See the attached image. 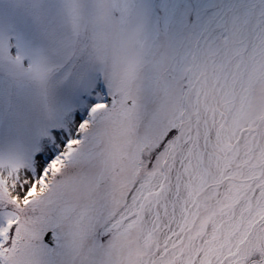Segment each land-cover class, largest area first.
<instances>
[{
	"label": "snow or ice",
	"instance_id": "obj_1",
	"mask_svg": "<svg viewBox=\"0 0 264 264\" xmlns=\"http://www.w3.org/2000/svg\"><path fill=\"white\" fill-rule=\"evenodd\" d=\"M0 264H264V0H0Z\"/></svg>",
	"mask_w": 264,
	"mask_h": 264
}]
</instances>
